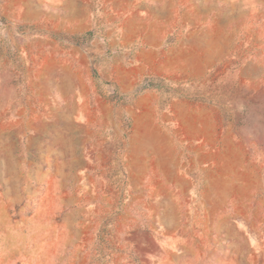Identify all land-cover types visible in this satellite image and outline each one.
<instances>
[{
	"label": "rangeland",
	"instance_id": "374dc122",
	"mask_svg": "<svg viewBox=\"0 0 264 264\" xmlns=\"http://www.w3.org/2000/svg\"><path fill=\"white\" fill-rule=\"evenodd\" d=\"M0 18V264H264V0Z\"/></svg>",
	"mask_w": 264,
	"mask_h": 264
},
{
	"label": "built area",
	"instance_id": "2783aa9c",
	"mask_svg": "<svg viewBox=\"0 0 264 264\" xmlns=\"http://www.w3.org/2000/svg\"><path fill=\"white\" fill-rule=\"evenodd\" d=\"M8 27L9 26L6 24V22L0 18V33L5 32Z\"/></svg>",
	"mask_w": 264,
	"mask_h": 264
},
{
	"label": "crops",
	"instance_id": "0c3cea01",
	"mask_svg": "<svg viewBox=\"0 0 264 264\" xmlns=\"http://www.w3.org/2000/svg\"><path fill=\"white\" fill-rule=\"evenodd\" d=\"M10 17H15V15H12L11 13L8 14ZM18 18V17H17Z\"/></svg>",
	"mask_w": 264,
	"mask_h": 264
}]
</instances>
